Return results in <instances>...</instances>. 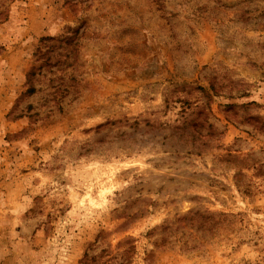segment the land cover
<instances>
[{
  "label": "rangeland",
  "instance_id": "1",
  "mask_svg": "<svg viewBox=\"0 0 264 264\" xmlns=\"http://www.w3.org/2000/svg\"><path fill=\"white\" fill-rule=\"evenodd\" d=\"M0 264H264V0H0Z\"/></svg>",
  "mask_w": 264,
  "mask_h": 264
}]
</instances>
